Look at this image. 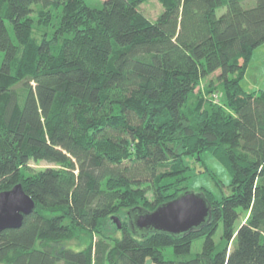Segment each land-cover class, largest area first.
<instances>
[{"label": "trees", "instance_id": "trees-1", "mask_svg": "<svg viewBox=\"0 0 264 264\" xmlns=\"http://www.w3.org/2000/svg\"><path fill=\"white\" fill-rule=\"evenodd\" d=\"M147 1L0 0V193L22 184L35 201L0 233V264H264V91L241 86L264 0H157L156 20ZM203 153L231 178L200 190L206 223L133 228L190 192ZM121 214L120 234H102Z\"/></svg>", "mask_w": 264, "mask_h": 264}, {"label": "water", "instance_id": "water-1", "mask_svg": "<svg viewBox=\"0 0 264 264\" xmlns=\"http://www.w3.org/2000/svg\"><path fill=\"white\" fill-rule=\"evenodd\" d=\"M34 209L35 201L25 192L22 184L1 192L0 233L7 229L20 228L25 216L30 215ZM210 212L211 205L202 194L186 192L153 212L139 215L130 223L143 234L163 232L180 235L202 227L208 220ZM112 220L119 229L122 228L119 217L113 216ZM146 264H151V260Z\"/></svg>", "mask_w": 264, "mask_h": 264}, {"label": "rangeland", "instance_id": "rangeland-1", "mask_svg": "<svg viewBox=\"0 0 264 264\" xmlns=\"http://www.w3.org/2000/svg\"><path fill=\"white\" fill-rule=\"evenodd\" d=\"M101 1L103 0H88V3L91 7H100ZM140 11L145 14L149 19L156 20L157 17L162 13L163 7L157 0H149L141 6ZM216 76L217 73L213 76H210L209 78L204 79L201 83V86L195 91V93L197 95L201 94V97L203 96L204 98L208 97L206 91L209 81L213 80L215 85L218 84V82L216 81ZM241 86L246 92L264 91V44L254 51L248 69L241 80ZM218 99L221 103H224L226 100V94L223 87L218 88ZM192 100L195 99L193 98ZM219 100H217V98L211 95V97L209 96L208 101H213L214 103H217L219 102ZM200 162L201 163H195V161L191 162V167L193 168L194 176L191 179L190 192L199 194L200 190L205 189L206 191H209L211 193H214L216 196H219L220 185H227L228 183H230V176L228 175L226 169L209 153H203ZM46 166L47 163L45 162H41L38 165L33 164V167L36 168ZM201 170L205 172H201ZM224 192H228V190L225 189ZM116 216L119 217L122 223L125 222V214ZM100 231L107 237H114L120 234V231L117 228V224L113 220L106 222L100 228ZM220 233L221 230H219L218 234ZM73 234L74 233H72V235ZM76 235H73L75 236L73 238L75 240L74 243L76 242L79 246H81V244L88 245L91 240L99 238V235H94L92 239L91 236L82 235L81 233L79 235ZM167 258H169V255L167 256Z\"/></svg>", "mask_w": 264, "mask_h": 264}]
</instances>
